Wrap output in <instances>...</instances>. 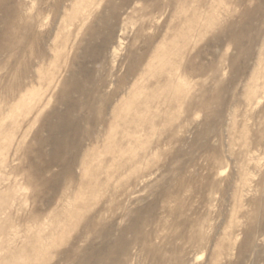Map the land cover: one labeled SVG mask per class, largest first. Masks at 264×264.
Masks as SVG:
<instances>
[{"label":"rangeland","instance_id":"374dc122","mask_svg":"<svg viewBox=\"0 0 264 264\" xmlns=\"http://www.w3.org/2000/svg\"><path fill=\"white\" fill-rule=\"evenodd\" d=\"M74 1L0 0V264H77L87 256L85 264H264V0H197L196 31L187 22L185 42L165 46L168 25L191 9L127 0L131 9L118 16L120 27L95 62L80 59L81 47L104 0ZM144 4L158 8L143 15ZM138 27L141 36L159 34L156 72L170 66L167 56L183 53L186 92L170 90L175 75L153 78L148 91L115 92L129 51L142 47ZM233 29L245 32L238 51L228 39ZM80 65L103 86L85 96L94 111L76 108L77 133L63 130L74 137L67 171L36 149L48 150L45 140L60 135L41 121L64 109L57 97ZM20 93L28 103L15 106ZM65 93L63 101L70 87ZM128 101H135L131 111ZM80 148L87 152L73 162ZM36 164H49L41 173L49 182L35 180Z\"/></svg>","mask_w":264,"mask_h":264},{"label":"bare ground","instance_id":"6f19581e","mask_svg":"<svg viewBox=\"0 0 264 264\" xmlns=\"http://www.w3.org/2000/svg\"><path fill=\"white\" fill-rule=\"evenodd\" d=\"M80 2H83L85 0H79ZM88 3H93V1L91 0H87ZM135 3H139V1H143L145 2L146 0H131ZM77 3V0L74 1V4ZM61 5L59 6L60 9ZM166 7H168V9L170 7L174 8V10L176 9V7H180L181 11H185L186 9H191L189 15H183L182 17L178 16V20L179 22H177L175 25H168L167 28L171 29V31H173L172 33H168L167 35H163V39L161 41V43L163 44V46H165L167 43L168 44H172L174 41L177 43H184L186 40V32L188 31V28H186L187 26V22L192 23L193 26L192 28H194V31H196V25H197V19L200 17L199 15V5L197 3V0H169L166 4ZM149 8H151V10H149ZM158 7L157 6H151L148 4H144V6L142 7L141 10H143V15H148L150 12L156 10ZM214 8V7H213ZM129 9H131V2H128L127 0H121L120 3L117 2V0H104V4H103V10L100 12V14L97 15V18L95 20H93V25H89V27H87L86 31H85V39L82 42V53L80 55V59L81 60H91V62H95L96 59L98 58V56L100 55V53L104 50H106L108 44L111 43V40L113 39V37H115L117 29H119L120 25H118L117 22V18H119L120 16H123L124 14H126L127 11H129ZM171 10V9H170ZM76 12V11H74ZM181 12V13H182ZM183 14V13H182ZM119 16V17H118ZM200 27V26H199ZM121 31V30H118ZM141 27H138L136 29V35L138 37L141 38V42H142V47H135V49L133 51H129V62L128 65L125 68V72L124 74L120 77V79L118 80L115 92L116 93H127L128 95L130 93H140V89H144L146 91H148V89H151L153 87V83H150V81L157 77L159 82L163 81L167 82L170 81V76H176L178 78V83L174 84L172 90L174 93H184L186 92V88L183 87L182 83L179 82L181 81V76L178 74V70L179 68L182 66L184 67V63H182V61H184V57H183V53H178L179 56L176 58H171L170 56H167L166 59H164L163 63H168L170 64L169 67H164L159 69L157 72L154 69V64H153V59L155 58V56H163V47L161 46V48L155 46V41H157V39L159 38V34L158 35H154V34H148V35H142L141 36ZM193 33V32H192ZM195 33V32H194ZM244 29L242 30H238V29H233L232 31H230L229 35H228V39L231 43L234 44L235 50L238 51L240 50L241 44L244 40ZM193 35V34H192ZM27 37V36H26ZM26 37H23V41L24 39H26ZM119 38V36H118ZM192 38V37H191ZM121 39V38H120ZM97 40L100 41L99 44H96ZM1 41V39H0ZM167 44V45H168ZM122 45V44H121ZM11 44L7 45L6 48L7 49H11ZM171 46V45H169ZM174 47V45H172ZM168 47V46H167ZM143 48V49H142ZM13 49V48H12ZM166 49V48H165ZM182 49V48H181ZM5 50V49H4ZM3 50V51H4ZM17 52L14 55V59L18 60L20 59V48H17ZM57 50V48H56ZM3 51H1L0 48V55L3 53ZM168 53V52H167ZM177 54V55H178ZM195 57V56H194ZM41 57H38V59ZM165 58V57H162ZM232 61V60H231ZM172 65V66H171ZM36 67V66H35ZM252 74V73H251ZM138 79H143L144 80V84L139 86L136 81ZM185 79V78H184ZM37 80V79H36ZM35 80V81H36ZM186 80V79H185ZM184 80V81H185ZM97 78L94 76L93 72L91 70H88L87 68H85L84 66L80 65L78 70H71L68 73V81L66 82V84L64 83L62 85L63 88H61L59 95L57 97V102H60L61 105L63 106V110L59 111L56 109H51V111L48 113V116H52V119L47 120L45 117L44 119L41 121V125L44 127V129L46 131H54L56 130L57 132L60 133L59 136H52L49 137L45 140V143L48 147V150H44L42 148L36 149V153L38 157H43V156H48L50 159V163L51 164L53 162V164H58L62 167H64L67 171H70L69 169H67L68 165H67V161H69V159H71L70 154L72 153L71 150H69L71 147L70 145H73V138L67 136V134L63 131L64 129H70L69 131L73 134L77 133V128H78V124L76 123L77 121H75V111L76 108L82 106V105H88L89 110L94 111L93 110V106L89 105V103H87V101H85V96L87 93H94L95 95L99 92H101V88L103 86V82H97ZM193 81V80H192ZM173 82V81H172ZM11 83V82H10ZM253 85V84H252ZM261 86V85H260ZM70 87V94H71V98L70 96H67V100L63 101V99H66V93L65 90L66 88ZM259 89V88H258ZM22 91V90H21ZM262 91V90H261ZM158 93V92H157ZM27 93H20L18 95V98L16 99L15 106H19V105H26L28 102H26L25 95ZM143 95V94H142ZM250 95L251 93L247 94V99H250ZM137 97V96H136ZM261 97V96H260ZM70 98V99H69ZM167 98V97H166ZM258 98V96H257ZM256 98V99H257ZM133 99V98H132ZM165 99V98H164ZM163 99V100H164ZM149 101V100H148ZM184 101V100H183ZM32 102V101H31ZM34 102V101H33ZM135 102V101H134ZM134 102H130L128 101V103L126 104V108L127 110H130V106L134 107ZM140 103V102H139ZM248 103V102H247ZM143 104V103H142ZM251 104V103H250ZM125 105V104H124ZM137 105V104H135ZM140 105V104H139ZM147 104H145L146 106ZM255 105V104H254ZM14 106V107H15ZM141 106V105H140ZM143 106V105H142ZM149 106V105H147ZM250 106V105H249ZM23 107V106H22ZM168 107V106H167ZM11 108V107H10ZM125 108V107H124ZM137 108H140L139 106ZM19 109V107H18ZM2 110V109H1ZM11 110V109H9ZM16 110V109H15ZM123 110V107H116L113 108L112 112L115 115H120V112ZM13 111V110H12ZM116 111V112H115ZM118 111V112H117ZM131 111V110H130ZM127 112V111H126ZM9 113V112H8ZM28 113V112H27ZM118 113V114H117ZM2 114V113H0ZM1 116V115H0ZM118 117V116H117ZM11 118V117H10ZM7 119V118H6ZM9 119V118H8ZM3 120V119H1ZM11 120V119H10ZM145 120V119H144ZM138 121V120H137ZM32 123V122H31ZM35 123V122H34ZM130 123V121H129ZM135 124V123H133ZM138 124V123H137ZM136 126V125H134ZM150 126V125H149ZM114 128V127H113ZM3 129V128H2ZM136 129V128H135ZM204 131V129H203ZM202 131V132H203ZM133 132V131H132ZM2 133V132H1ZM115 133V132H114ZM140 133V132H139ZM147 133V132H146ZM151 133V132H150ZM120 134V133H119ZM137 134V133H136ZM72 136V135H71ZM116 136V135H115ZM133 136V135H132ZM140 136V135H139ZM144 136V135H143ZM92 137V135L90 133H88L86 135V138L88 140H90V138ZM264 137V136H262ZM261 137V139H262ZM37 138V137H36ZM135 139V137H134ZM134 139L133 141L129 142V144L134 143ZM137 136H136V140H137ZM143 141V140H142ZM145 143V142H144ZM104 144V143H103ZM102 144V145H103ZM147 145V143H146ZM142 146V145H141ZM70 147V148H69ZM69 148V149H68ZM92 148V147H91ZM99 148V146H98ZM142 148V147H141ZM140 148V149H141ZM116 149V148H115ZM106 150V149H105ZM135 150V149H134ZM136 150H138V148H136ZM94 151V150H93ZM104 151V150H103ZM118 151V150H117ZM123 151V150H122ZM128 151V150H127ZM130 151V150H129ZM87 152V150H85L84 148H80L78 151H76L73 155V162L78 163L79 162V156L80 155H84ZM92 152V151H91ZM98 152V151H96ZM102 152V151H101ZM99 153V152H98ZM97 153V154H98ZM134 153V152H133ZM101 154V153H100ZM137 154V153H136ZM96 155V154H95ZM91 156V155H90ZM97 156H102V155H97ZM145 157V156H144ZM90 159V158H89ZM143 160V159H142ZM248 162V160H247ZM93 163V162H92ZM96 163V162H95ZM98 163V162H97ZM49 164H45L44 166L42 165H35L34 166V174H35V180L39 181L40 183H46L49 182V180L45 179L41 173H44L46 171H48L50 169ZM87 164V163H86ZM89 164V163H88ZM139 164V163H138ZM137 164V165H138ZM34 165V164H33ZM101 165V164H100ZM90 168V164L87 165ZM92 166V165H91ZM101 167V166H99ZM106 167V166H105ZM104 167V168H105ZM85 168V167H84ZM93 168V166H92ZM109 168V167H108ZM137 168V166H136ZM84 170V169H83ZM86 170V169H85ZM88 170V169H87ZM135 170V169H134ZM94 171V170H93ZM21 173V172H20ZM101 173V172H100ZM92 174V173H91ZM97 174V173H96ZM20 175V174H19ZM83 175V174H82ZM99 177V174H97ZM102 175V174H101ZM80 176V174H79ZM86 176V175H85ZM120 176V174L118 175ZM94 177V176H93ZM30 180L34 181L33 177H29ZM96 178V177H95ZM23 179V177H22ZM85 179V178H83ZM30 180H28L30 182ZM87 180V178H86ZM85 180V181H86ZM98 180V178H97ZM122 180V179H121ZM82 181V180H81ZM92 181V180H91ZM96 181V180H95ZM97 182V181H96ZM81 183V182H80ZM85 183V182H82ZM81 183V184H82ZM89 183V182H87ZM91 183V182H90ZM94 183V182H93ZM118 183V182H117ZM262 183L264 185V177L262 179ZM80 184V185H81ZM86 184V183H85ZM107 184V183H104ZM88 187L92 186V184H87ZM81 186H84L83 184ZM78 187L77 189L81 188ZM109 186V185H108ZM26 187V186H25ZM8 187H6L5 190H7ZM45 188V187H43ZM4 189H2L3 191ZM85 190V188H84ZM10 191V189H9ZM64 191V190H63ZM75 190H73L74 192ZM89 191V190H88ZM79 192V191H77ZM76 192V193H77ZM85 192V191H84ZM64 193V192H63ZM89 193V192H88ZM74 194V193H73ZM90 194V193H89ZM94 195V194H93ZM6 196V195H5ZM76 196V195H75ZM79 196V195H78ZM81 196V195H80ZM86 196V194H85ZM8 197V196H7ZM6 197V198H7ZM74 197V196H73ZM84 197V196H82ZM70 199V198H69ZM77 197L75 198V201H79L76 200ZM66 200V199H65ZM74 200V199H73ZM81 200V199H80ZM96 200V199H95ZM6 201V200H5ZM71 201V200H69ZM74 201V202H75ZM99 202V201H98ZM262 203V202H261ZM74 205V203H72ZM80 204V203H79ZM87 204V203H85ZM264 204V201H263ZM65 205V204H64ZM72 205V206H73ZM77 204L75 203V206ZM97 205V204H96ZM71 206V205H70ZM66 207V206H65ZM85 207V206H84ZM87 207V206H86ZM9 208V207H8ZM76 208V207H75ZM82 208V207H81ZM1 209V208H0ZM2 210V209H1ZM8 209L6 208V211ZM64 210V208H63ZM3 211V210H2ZM61 211V210H60ZM78 211H80L78 209ZM19 212V211H18ZM66 212V211H65ZM72 212V211H71ZM3 213V212H2ZM0 213V214H2ZM56 212H54L55 214ZM58 213V212H57ZM61 213V212H59ZM69 213H67L68 215ZM81 214V213H80ZM33 215V214H32ZM61 215V214H60ZM63 215V214H62ZM66 215V214H65ZM3 216V215H0ZM8 216V215H7ZM34 216V215H33ZM71 217L73 216L70 215ZM69 216V217H70ZM263 218H264V212L262 214ZM37 217V216H36ZM61 217V216H60ZM65 217V216H64ZM253 217V216H252ZM8 218V217H7ZM58 218V217H57ZM77 218V217H76ZM5 219V218H4ZM63 219V218H62ZM66 220V219H65ZM69 220V219H67ZM37 221V220H36ZM3 222V221H2ZM9 227V226H8ZM26 228V227H25ZM10 229V228H9ZM28 229V228H27ZM9 231V230H8ZM7 231V232H8ZM253 232V226L249 227V229L247 230V235L248 237H250V234ZM10 234V233H8ZM26 234V233H25ZM31 234V233H30ZM5 236V235H4ZM9 236V235H8ZM7 236V237H8ZM26 236V235H25ZM27 237V236H26ZM30 238V237H29ZM32 238V237H31ZM32 241V240H31ZM36 241V240H35ZM119 242H117L121 248H122V240H118ZM37 242V241H36ZM31 243V242H30ZM51 243V242H50ZM35 244V242H34ZM33 244V245H34ZM43 244V243H42ZM32 245V244H31ZM37 245V243H36ZM38 246V245H37ZM40 246V245H39ZM47 246V245H46ZM45 247V246H44ZM27 248V246H26ZM50 248V246H49ZM247 246L244 245L243 247H241V249L238 250L239 255H242L245 253ZM7 249H10V247L8 246ZM43 249V248H42ZM30 250V249H29ZM28 250V251H29ZM38 249H35V251ZM44 250V249H43ZM43 250H41L43 252ZM40 251V248H39ZM46 251V249L44 250ZM27 252V251H26ZM24 252V253H26ZM32 252V249H31ZM38 252V251H37ZM41 252V253H42ZM51 252V251H50ZM107 252V256L110 257L112 255V253H114V250L110 247H107L106 249ZM105 252V253H106ZM34 253V252H33ZM32 253V254H33ZM39 253V254H41ZM259 254V253H257ZM14 255V253L12 254ZM31 255V254H30ZM34 255V254H33ZM37 256V254H35ZM43 255V253H42ZM260 255V254H259ZM93 256H98L97 254ZM263 256V255H262ZM30 257V256H29ZM29 257H24L25 260L26 258L29 259ZM9 257H7L6 259H8ZM37 258V257H36ZM43 258V257H42ZM90 256H87L86 258L80 260L77 264H85V262L87 261V259H89ZM4 259V257H3ZM23 259V258H22ZM20 260V259H19ZM33 260H35L33 258ZM37 260V259H36ZM35 260V262H36ZM9 261V260H7ZM24 261V260H23ZM45 261V260H44ZM21 262V261H20ZM33 263V261H31ZM30 262V263H31ZM6 263V262H3ZM41 263V262H40Z\"/></svg>","mask_w":264,"mask_h":264}]
</instances>
